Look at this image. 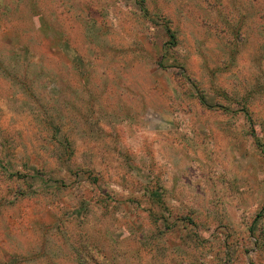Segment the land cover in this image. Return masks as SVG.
<instances>
[{
  "label": "rangeland",
  "instance_id": "374dc122",
  "mask_svg": "<svg viewBox=\"0 0 264 264\" xmlns=\"http://www.w3.org/2000/svg\"><path fill=\"white\" fill-rule=\"evenodd\" d=\"M145 8L0 0V264H264V0Z\"/></svg>",
  "mask_w": 264,
  "mask_h": 264
},
{
  "label": "trees",
  "instance_id": "16d2710c",
  "mask_svg": "<svg viewBox=\"0 0 264 264\" xmlns=\"http://www.w3.org/2000/svg\"><path fill=\"white\" fill-rule=\"evenodd\" d=\"M137 3L139 5V7L142 9V11L146 10V8H145L146 0H137ZM166 33L168 34V36L170 37L171 40L174 41L176 39L174 33L169 28H166ZM203 103L206 104V102H203ZM242 111L244 113V117L246 118V120L249 122H252V118H251L249 112L247 110H242ZM64 150H66V149H64ZM262 151L264 153V150H262Z\"/></svg>",
  "mask_w": 264,
  "mask_h": 264
}]
</instances>
